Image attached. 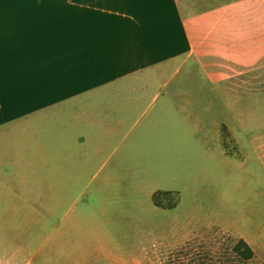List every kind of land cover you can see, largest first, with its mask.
<instances>
[{
	"label": "crops",
	"instance_id": "crops-1",
	"mask_svg": "<svg viewBox=\"0 0 264 264\" xmlns=\"http://www.w3.org/2000/svg\"><path fill=\"white\" fill-rule=\"evenodd\" d=\"M9 1L0 0V214L54 215L48 200L64 201L67 169L79 190L131 119L160 121L190 87L264 66V0Z\"/></svg>",
	"mask_w": 264,
	"mask_h": 264
},
{
	"label": "rangeland",
	"instance_id": "rangeland-1",
	"mask_svg": "<svg viewBox=\"0 0 264 264\" xmlns=\"http://www.w3.org/2000/svg\"><path fill=\"white\" fill-rule=\"evenodd\" d=\"M190 91L131 119L79 190L67 169L54 215L0 214V264H264V66Z\"/></svg>",
	"mask_w": 264,
	"mask_h": 264
},
{
	"label": "trees",
	"instance_id": "trees-1",
	"mask_svg": "<svg viewBox=\"0 0 264 264\" xmlns=\"http://www.w3.org/2000/svg\"><path fill=\"white\" fill-rule=\"evenodd\" d=\"M157 194H155L154 199H157ZM234 250L239 256L242 257V259L246 261H250L253 258L254 252L244 240H241Z\"/></svg>",
	"mask_w": 264,
	"mask_h": 264
}]
</instances>
